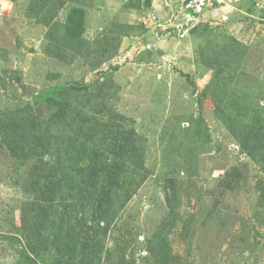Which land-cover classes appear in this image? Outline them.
Instances as JSON below:
<instances>
[{"label": "rangeland", "instance_id": "374dc122", "mask_svg": "<svg viewBox=\"0 0 264 264\" xmlns=\"http://www.w3.org/2000/svg\"><path fill=\"white\" fill-rule=\"evenodd\" d=\"M131 1L0 0V264H264V0H209L183 39L165 25L185 0L156 25ZM96 151L131 167L108 229L58 193L48 248L29 240L46 172L67 194Z\"/></svg>", "mask_w": 264, "mask_h": 264}, {"label": "trees", "instance_id": "16d2710c", "mask_svg": "<svg viewBox=\"0 0 264 264\" xmlns=\"http://www.w3.org/2000/svg\"><path fill=\"white\" fill-rule=\"evenodd\" d=\"M69 20H70V24L74 25L75 22L73 20V17H71ZM73 28H75V26H73ZM52 121L53 120L51 119V122ZM33 123H34L33 119L29 120L28 126L31 127V130L37 131L38 134L34 135L31 132L32 138L34 139L35 143L39 144L37 145L38 147L42 146L43 148H45V151H46L48 149L47 146L48 145L51 146L50 138L47 135L48 130L47 131L44 130L40 132V130L38 129L39 126L36 128ZM8 129L7 127H5V123H3V118L0 116V130L2 132H6ZM47 138H48V141H47ZM112 139L113 141H116V142L111 144L113 148L110 151V153L111 152L114 153L115 157L116 155H119L117 157L119 158L120 155L122 154L130 153L128 149H126L124 146H121L119 144L120 142L117 141V138H112ZM117 144H119L120 146ZM54 152L55 151L53 150L51 154L53 155ZM87 156H88L87 164H84L85 166H83L80 171H77V174L83 179L77 181L74 184H68L70 188L69 190H67V194H64V192H62L61 190V188H63V182L66 180L69 181V178H71L67 169L63 170L62 178H56V179H54L55 177L54 172H51V173L46 172L45 174L46 179H49V182L47 183L49 184L51 188L49 192H52V195L49 196L47 194V196H43L41 198L37 196V198L35 197L32 201L28 203L29 209H28V213L24 217V221H26L27 224L28 223H30V225L32 224L30 226V230L34 231V233H32L31 236L28 237L29 240L34 238V242H36V239H38L39 241H37L36 243L41 242L42 245H45L46 241L51 240V238L46 237L44 233H46V231L50 229V227H55L54 225L56 223V220L54 219L51 220V217H52L55 206H57V204L54 203L56 200L54 199V197H56V194L58 193L62 195L60 198L63 201L61 204H63L64 213H68L67 210L70 209V206H78L80 210H83L82 211L83 215H85L84 209L86 208L85 202L87 201L92 204L93 221L96 223L97 226H99L100 223L103 222V225H104L102 227L103 231H106L108 229V226L110 225V222H111V220L108 219V217L110 216V213L111 215H113L112 213L113 197L116 196L119 190V187H121L123 183L121 182L119 177L123 174H130L129 169L131 167H129L127 164L126 165L120 164L118 160L113 161L111 163L109 162L108 164H106L105 161L107 159H105V156L104 157L102 156L101 152L99 153L97 151L91 152ZM39 157H42V156H39ZM50 162L51 160L46 159V164L52 165V163ZM36 184H37V188L40 189V193H41V191L44 188L43 187L44 184L41 182L40 183L38 182ZM56 189H60V192H56L55 191ZM71 193H76V195L80 194L82 197L81 198L78 197V199H76L74 197L75 194H71ZM40 214L41 216H39ZM38 216L40 217V223L41 224L43 223L46 226V227L44 226V229H42V232L37 231L39 228V226L37 225L38 223L37 219L39 218ZM82 220L85 222L86 218L83 217ZM49 221H51V226L47 224ZM67 224H68L67 225L68 227H71L69 223ZM83 239H84V242H81L78 237L77 241L63 243L62 245H68L69 246L68 254H71L73 252V256H74V253H76V249L78 247L79 249H81V252L82 251L87 252V250L91 251L92 249H94L95 240L91 239L89 235ZM46 247L48 248L47 244H46ZM32 250L35 251V253H37L34 247L32 248ZM73 256L71 260L74 259ZM86 259L87 258H85L84 256L81 257V260H79L78 264H88V261L91 262L90 260L86 261Z\"/></svg>", "mask_w": 264, "mask_h": 264}, {"label": "built area", "instance_id": "2783aa9c", "mask_svg": "<svg viewBox=\"0 0 264 264\" xmlns=\"http://www.w3.org/2000/svg\"><path fill=\"white\" fill-rule=\"evenodd\" d=\"M209 0H185L184 14H180V19L174 15L166 23L165 29L170 33L169 28L177 32L180 39L185 38L190 34L194 27L199 23L201 13ZM159 27L161 25L159 24Z\"/></svg>", "mask_w": 264, "mask_h": 264}, {"label": "crops", "instance_id": "0c3cea01", "mask_svg": "<svg viewBox=\"0 0 264 264\" xmlns=\"http://www.w3.org/2000/svg\"><path fill=\"white\" fill-rule=\"evenodd\" d=\"M144 2L147 5L146 7H147L148 11L152 12L153 13L152 16H154L157 19V21L155 22V25L160 20L156 16H158L159 18H163V17H165V15L168 16L173 11L168 12V13H166V12L170 8L172 9L173 7H177L176 5L179 3L178 0L177 1H174V0H143V5H144ZM140 3H141V1H140ZM140 3L138 5V0H136V2H134L133 4H132V1L129 4L130 5L132 4L131 9H135V11H140L138 9L140 7V5H141ZM175 3H177V4L174 5ZM137 6H139V7H137ZM150 21H152L154 23L155 20H151L150 19ZM133 23L138 24L139 22L134 21ZM144 28H146V27H144Z\"/></svg>", "mask_w": 264, "mask_h": 264}]
</instances>
